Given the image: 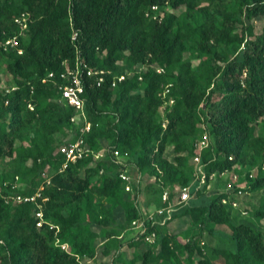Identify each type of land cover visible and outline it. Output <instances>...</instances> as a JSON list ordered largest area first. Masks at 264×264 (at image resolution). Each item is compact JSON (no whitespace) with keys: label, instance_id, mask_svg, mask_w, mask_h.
<instances>
[{"label":"trees","instance_id":"1","mask_svg":"<svg viewBox=\"0 0 264 264\" xmlns=\"http://www.w3.org/2000/svg\"><path fill=\"white\" fill-rule=\"evenodd\" d=\"M167 8L184 9V17ZM23 14L29 15L28 29L19 36L16 19ZM256 19L264 20V0H0V42L18 37L23 51H0V73L4 68L10 88L17 87L0 92V162L10 161L0 176V264L93 260L98 240H118L142 218L135 203L140 191L126 193L120 178L125 166L114 162V152L128 153V164L161 189L174 188L169 202L161 195L163 208L174 201L177 187L195 181L196 143L205 134L206 185L194 188L186 209L173 218L226 227L234 248L212 250L224 264H264V230L231 217L239 199L203 196L211 176L248 159L258 174L247 192L261 198L245 212L264 220V137L256 127L264 119V28L256 33ZM189 52L197 66L187 59ZM77 63L91 123L84 140L105 154L63 169L59 148L70 142V129L74 142L82 127L72 125L75 110L60 102L70 83L62 75ZM88 70L104 72L100 86ZM171 147L172 162L166 158ZM43 173L52 179L38 202L45 219L60 227L58 234L47 225L37 227L35 204L6 200L36 193ZM20 179L27 180L28 190L24 184L13 188ZM118 214L122 222L115 229ZM152 232L156 248L124 264H215L195 241L183 243L164 226L148 224L146 234L133 236L127 246L140 248ZM57 238L70 245V253L55 246ZM109 253L103 245L102 256Z\"/></svg>","mask_w":264,"mask_h":264},{"label":"rangeland","instance_id":"2","mask_svg":"<svg viewBox=\"0 0 264 264\" xmlns=\"http://www.w3.org/2000/svg\"><path fill=\"white\" fill-rule=\"evenodd\" d=\"M169 13H174L178 18L184 17V9L173 11L170 8L166 10ZM255 31L261 33L264 28V20L256 19ZM231 51V50H230ZM187 59L192 61L194 66L199 64V60L192 52L187 54ZM5 70L2 69L0 73V92H4L13 85L12 78L4 74ZM162 114V112H160ZM257 134L264 137V119L257 123ZM29 147V143L26 142ZM175 157L173 147L169 148L166 154L168 161L172 162ZM191 157L188 163H190ZM130 175L133 177L132 194H135L136 189L140 191L138 199L135 200L140 212L143 216H149L156 212L161 207V195L166 189H161L160 185L155 183L153 179L143 178L139 171L133 166H127ZM10 169V161L0 162V176ZM258 174V168L253 167L247 159L243 164L238 165L234 170L224 173L222 175H215L211 178L210 184L204 191L203 196L206 199H212L221 194L234 195L239 199V204L235 208H231V217L235 223H250L251 225L264 230V220H259L253 217L250 213L245 212V208L251 205H257L260 200L259 194L249 193L247 189L250 187L251 182ZM43 180V178H41ZM24 184L25 190H28L27 180L19 181V185ZM173 187L169 191H173ZM175 197L176 190H175ZM132 195V196H133ZM134 201V200H133ZM200 201V199H198ZM233 207V206H232ZM185 206L176 208L173 212L172 219L164 225L168 231L177 234L178 239L185 243L188 241H195L196 244L203 249L207 256L215 261V264H224L221 259L213 255V249H229L234 248L232 238L229 230L226 227H217L213 224H207L205 227L191 226L190 221L185 218L174 219L175 215L181 214L185 210ZM122 222L121 215H117L114 222V228L118 229ZM130 232L123 231L118 240H110L101 243V240L96 242V247L100 248L97 256L90 261L86 258L81 259V264H124L126 261L132 260L134 257L147 251L148 249H155L156 244H143L140 248H130L127 242L132 239ZM109 248V255L102 256L101 249L103 245ZM71 248V247H70Z\"/></svg>","mask_w":264,"mask_h":264},{"label":"built area","instance_id":"3","mask_svg":"<svg viewBox=\"0 0 264 264\" xmlns=\"http://www.w3.org/2000/svg\"><path fill=\"white\" fill-rule=\"evenodd\" d=\"M153 11H158L157 7H153ZM28 20L29 15L23 14L21 17L16 19V23L20 28L19 36H23L24 33L28 29ZM76 34L73 35V40L75 39ZM9 49L17 50L19 54H22L23 51L19 49V42L18 37H14L9 39L5 42H0V51H8ZM85 68H87L85 66ZM67 75H62L63 78H68L70 83L67 84L64 88H62L60 102L67 104L68 106L72 107L75 110V116L72 118L71 123L73 126H78L82 124L80 128V136L74 141L71 142L72 137L75 135V131L70 129L69 130V139L70 142L67 144H63L59 148V153L65 157V165L63 169L67 168L68 164L76 163L84 158L93 157L95 160L101 159L104 154V151H95L88 147L84 140V135L88 133L91 129V123L87 114L86 109V100L84 98L85 89L80 78V64L77 63L75 69H68ZM158 72H161L159 69ZM88 76L96 75L98 76L99 86L103 82V71L93 72L91 70L87 71ZM123 77L118 78L121 81ZM115 85V84H114ZM17 87L9 88L3 92V95H6L10 91L16 90ZM0 102H1V95H0ZM30 109L33 110L34 108L30 106ZM210 146L209 139L207 134H205L204 138L199 140L196 143V155L193 159V164L195 165V181L192 185L188 187H177L176 188V197L174 201L169 203L167 207L159 208L156 212L150 214L149 216H143L142 218L134 221L131 226V235L132 237L135 235H144L147 232V225L151 224L152 226H164L168 221L172 219L173 212H175L176 208L185 206L189 203L192 199V192L193 189L196 188L197 190L202 189L207 182V175L204 171V166L201 164V155L205 149H208ZM114 162L118 165L125 166L124 171L120 174L121 180L126 184L125 191L126 193H132V182L133 177L130 175V172L127 168L129 154L124 153L121 154L120 152H114L113 155ZM213 176H211L212 178ZM43 182L40 188L36 191V193L32 195H21V194H13L6 197L7 202H12L13 204H35L38 208L35 215L38 220L37 227L42 228L43 226L47 225L50 229H55L56 234L59 233L60 227L52 224L51 222L45 219L42 205L38 202V199L41 197V192L44 190L46 185L51 184V175L49 173L42 174ZM19 179L17 178V181ZM20 185L16 183L13 188H18ZM170 200V191L169 189H165L162 194V201L164 203L169 202ZM45 201V200H43ZM224 204H227V201H223ZM234 207H237V204H233ZM157 235L155 232L147 235L145 240L147 244H154ZM4 245V242L0 240V246ZM55 246L61 248V250L70 253V245L68 243H62L60 239L57 238L55 242ZM1 252V250H0ZM80 261L81 259L78 258Z\"/></svg>","mask_w":264,"mask_h":264},{"label":"crops","instance_id":"4","mask_svg":"<svg viewBox=\"0 0 264 264\" xmlns=\"http://www.w3.org/2000/svg\"><path fill=\"white\" fill-rule=\"evenodd\" d=\"M130 234H131V232H130Z\"/></svg>","mask_w":264,"mask_h":264}]
</instances>
